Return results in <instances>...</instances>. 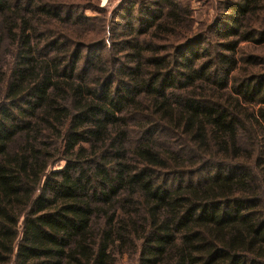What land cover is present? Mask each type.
<instances>
[{
    "label": "trees",
    "instance_id": "trees-1",
    "mask_svg": "<svg viewBox=\"0 0 264 264\" xmlns=\"http://www.w3.org/2000/svg\"><path fill=\"white\" fill-rule=\"evenodd\" d=\"M95 2L0 0V264H264V0Z\"/></svg>",
    "mask_w": 264,
    "mask_h": 264
},
{
    "label": "rangeland",
    "instance_id": "rangeland-1",
    "mask_svg": "<svg viewBox=\"0 0 264 264\" xmlns=\"http://www.w3.org/2000/svg\"><path fill=\"white\" fill-rule=\"evenodd\" d=\"M123 0H96L95 5L96 9H88L84 12V15L88 18H91L93 20L92 25L93 28H103L105 30H108L110 27V23L115 20L116 15V22L123 24L121 22V16L119 8ZM137 1V0H136ZM151 1V0H150ZM153 1V0H152ZM225 0H180V2L187 6V8L190 10L191 14V20H192V27L191 30L193 34L199 35L202 34L207 30L208 27L214 26L216 24V21L219 20V17H221L223 14H225L226 10L225 5L222 3ZM137 3H140L142 5H138L137 7L139 9L134 10V15L144 17L145 15L140 10H143V3L142 0H138ZM137 5V4H136ZM149 9V7H147ZM131 14V13H129ZM132 19L134 17L132 16ZM207 42H211L214 44L216 42L217 38L213 35H208ZM208 43V44H209ZM2 62L4 66V70L8 71L10 68V57L8 54H5L2 56ZM120 264H130L127 259H124L120 262Z\"/></svg>",
    "mask_w": 264,
    "mask_h": 264
}]
</instances>
